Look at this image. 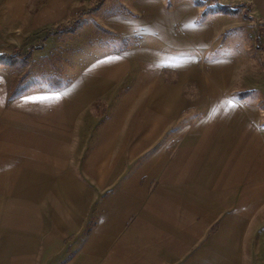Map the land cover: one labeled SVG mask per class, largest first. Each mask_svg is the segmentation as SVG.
I'll return each instance as SVG.
<instances>
[{"label": "crops", "instance_id": "0c3cea01", "mask_svg": "<svg viewBox=\"0 0 264 264\" xmlns=\"http://www.w3.org/2000/svg\"><path fill=\"white\" fill-rule=\"evenodd\" d=\"M202 1L0 0V55L29 53L27 92L17 68L0 64V264L240 259L242 248L229 239L205 242L196 232L206 233L224 208L210 197L226 190L210 185L230 171L231 188L253 195L252 209L244 197L237 203L238 232L251 216L245 213L264 203V126L255 87L234 82L244 14L207 12ZM215 2L250 3L264 20V0ZM246 90L251 103L235 96ZM138 158L128 184L103 202L104 216L69 258L92 190L84 180L128 179L123 174ZM140 179L145 188L157 180L148 204L165 211L144 216L163 234L145 253L116 236L124 207H140L132 189ZM49 194L64 196L59 215Z\"/></svg>", "mask_w": 264, "mask_h": 264}, {"label": "rangeland", "instance_id": "374dc122", "mask_svg": "<svg viewBox=\"0 0 264 264\" xmlns=\"http://www.w3.org/2000/svg\"><path fill=\"white\" fill-rule=\"evenodd\" d=\"M203 6L205 11L209 12L210 9L215 7V0H204ZM237 11H241L244 16L242 21L246 23L241 29L243 31V35L237 38L238 41L243 39V45L241 52H238L236 55L237 59V67L234 74V82L237 83V87H244L245 89L251 88L252 85L255 87L254 95L255 98L254 103L259 102L262 117L261 124L264 126V20H259L254 15V6L250 3L244 4H232L231 6H240ZM232 14V13H231ZM238 21V19H237ZM1 54L0 56H2ZM29 53L26 49L14 50L12 54L8 55L5 58H1L0 64H2V60L5 59L10 62L11 67H15L18 70L20 75H23V82H20L19 89H23V92L28 91L27 75H28V57ZM43 70V69H42ZM17 83L12 84V90L15 89ZM243 85V86H242ZM26 87V89H25ZM24 89L26 91H24ZM250 90L237 92L235 96L237 98L245 97L246 101H252V94L250 96ZM90 149H88L86 153V157ZM141 158H138L134 163H132L129 168H127L126 172H124L123 176L128 177L123 179H118L114 182L111 180H93L88 181L84 180V183L92 190L86 191V204L85 210L83 212V228L82 232L79 234L81 239L79 243H75L73 245H69L66 248L68 253V257L74 255L77 251V247L82 244L83 241H86L88 235L92 233L101 217L104 216V211L102 209L103 202L109 198L110 196H114L121 192L123 187L128 184L130 180V176L132 172L140 165ZM127 166V167H128ZM235 164H230V167L233 168ZM231 170V169H230ZM231 171L229 172V176H231ZM226 179H213L211 181L210 186H215L217 188H224L226 190L225 193L218 196H211L215 200H219L222 203H225L224 208L221 211H217L213 216L212 224L206 233L196 232L197 236H202L204 241H208L210 238L215 239L216 236L221 235L225 239H229L236 247L242 248V254L240 259L235 262L233 261L230 264H264V203L258 208V211H248L245 214H251L248 220H245V224L242 230H238V226L232 225L233 219L235 215H241V212L235 210L237 203L241 201L244 197L245 207H249L252 209L254 206L252 204L253 195L248 194L250 189H240V192H244V195H238L237 190L231 188L232 180L231 177ZM146 180L140 179L136 184L132 186V189L137 192L134 195V198L140 200V207L138 209H132L130 207L123 209V212L119 214L121 225L118 228L117 237L128 245V247L132 248L133 251H137L139 253H145L147 250L151 249L157 242L161 240L163 234L160 230L156 228H152L149 226L148 222L145 220L144 216L148 214H152V212L157 215H164L165 211H163L158 203H150V200L156 195L157 189V180H153L151 185L145 188ZM145 188V189H144ZM209 189V188H207ZM220 190V189H219ZM76 193L72 196V200L76 198ZM47 200L52 204V206L58 210L57 214H60L61 207L65 205L64 196L59 197L53 194H49L47 196ZM70 201L73 203V201ZM62 211V210H61ZM71 216L67 215L64 210V219L67 220ZM201 216L198 221L201 220ZM211 218V217H210ZM208 218V219H210ZM69 225H71L70 229H74L75 226L72 224L71 220H69ZM195 230V229H194ZM197 230V229H196ZM235 230L236 232H233ZM75 235H70L68 238L72 240ZM112 245V244H111ZM198 250L199 247L202 248L204 246V242L201 245H197ZM111 246L109 245V248ZM197 250V251H198ZM196 251V252H197ZM103 252H106L105 250ZM237 258V257H236ZM103 264H111L109 260H102Z\"/></svg>", "mask_w": 264, "mask_h": 264}, {"label": "trees", "instance_id": "16d2710c", "mask_svg": "<svg viewBox=\"0 0 264 264\" xmlns=\"http://www.w3.org/2000/svg\"><path fill=\"white\" fill-rule=\"evenodd\" d=\"M238 8H241V5L240 6H231V5H220V4H217L215 7L211 8L210 10L212 11H219V12H226V13H236ZM7 57V55H2L0 56V59L1 58H5ZM1 61V60H0ZM16 90H14L11 94V97L13 98L15 95H16Z\"/></svg>", "mask_w": 264, "mask_h": 264}, {"label": "snow or ice", "instance_id": "6c2138e0", "mask_svg": "<svg viewBox=\"0 0 264 264\" xmlns=\"http://www.w3.org/2000/svg\"><path fill=\"white\" fill-rule=\"evenodd\" d=\"M116 59H119V57H116ZM57 99H59V97H57Z\"/></svg>", "mask_w": 264, "mask_h": 264}]
</instances>
